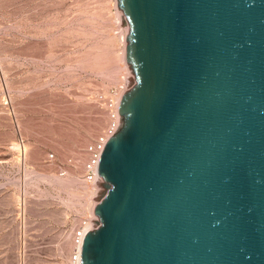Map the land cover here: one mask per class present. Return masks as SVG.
<instances>
[{
	"label": "water",
	"instance_id": "95a60500",
	"mask_svg": "<svg viewBox=\"0 0 264 264\" xmlns=\"http://www.w3.org/2000/svg\"><path fill=\"white\" fill-rule=\"evenodd\" d=\"M141 85L83 264H264V0H125Z\"/></svg>",
	"mask_w": 264,
	"mask_h": 264
},
{
	"label": "rangeland",
	"instance_id": "374dc122",
	"mask_svg": "<svg viewBox=\"0 0 264 264\" xmlns=\"http://www.w3.org/2000/svg\"><path fill=\"white\" fill-rule=\"evenodd\" d=\"M124 1L0 0V264H71L73 229L103 226L107 182L82 178L112 104L116 138L131 130L121 109L141 81Z\"/></svg>",
	"mask_w": 264,
	"mask_h": 264
},
{
	"label": "built area",
	"instance_id": "2783aa9c",
	"mask_svg": "<svg viewBox=\"0 0 264 264\" xmlns=\"http://www.w3.org/2000/svg\"><path fill=\"white\" fill-rule=\"evenodd\" d=\"M119 103L111 105L113 109L112 123L106 132L87 147L88 160L84 164V174L82 181L89 186H96L102 179L100 165L103 153L111 139L116 137L120 126ZM102 223H93L92 219H83L72 231V243L74 250L70 255L71 264H83V246L88 234L100 229Z\"/></svg>",
	"mask_w": 264,
	"mask_h": 264
},
{
	"label": "bare ground",
	"instance_id": "6f19581e",
	"mask_svg": "<svg viewBox=\"0 0 264 264\" xmlns=\"http://www.w3.org/2000/svg\"><path fill=\"white\" fill-rule=\"evenodd\" d=\"M124 57V56H123ZM124 61V60H123ZM73 246V245H72ZM74 247V246H73Z\"/></svg>",
	"mask_w": 264,
	"mask_h": 264
}]
</instances>
